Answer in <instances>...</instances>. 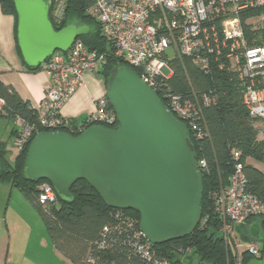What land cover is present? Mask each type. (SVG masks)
Here are the masks:
<instances>
[{
  "label": "built area",
  "instance_id": "2783aa9c",
  "mask_svg": "<svg viewBox=\"0 0 264 264\" xmlns=\"http://www.w3.org/2000/svg\"><path fill=\"white\" fill-rule=\"evenodd\" d=\"M51 7L52 21L61 25L64 4L58 2ZM91 12L102 36L111 44L113 55L123 60L157 98L159 95L162 104L195 139L204 137L203 109L216 105L217 94L214 90L201 96L192 90L187 95L172 91L168 81L174 74V62L185 69L183 61H190L207 77L215 72L235 76L248 117L264 123V45H250L241 24V16L247 13L255 14L247 20L264 22V0H93ZM169 49L174 52L173 58L167 55ZM105 63L104 55L89 51L77 40L66 53H53L42 66L49 82L37 111L36 124H27L20 118L12 122L18 128L14 140L16 150H22L38 129L58 131L63 124L62 106L76 93L84 77L98 73ZM107 105L104 97L98 99L96 110L87 122L103 126L116 121ZM2 106L0 99V111ZM231 158L229 183L213 194L214 213L221 219V233L235 254L231 264H245V255L250 260L261 259V245L250 241L240 246L233 231L250 217L264 215V200L247 191L240 152L232 151ZM198 165L201 170L206 168L203 159ZM55 201L51 185L40 184L38 204L46 206ZM127 222L133 225L132 221ZM205 222L206 218L201 224ZM141 239L145 238L138 231L131 244L135 254L147 264H170L156 258L151 244ZM239 246L242 254L238 253Z\"/></svg>",
  "mask_w": 264,
  "mask_h": 264
},
{
  "label": "trees",
  "instance_id": "16d2710c",
  "mask_svg": "<svg viewBox=\"0 0 264 264\" xmlns=\"http://www.w3.org/2000/svg\"><path fill=\"white\" fill-rule=\"evenodd\" d=\"M58 2L64 4L61 25H56L51 19V6ZM48 4L49 20L55 30L59 31L70 24L87 26L90 29L87 35L79 37L77 41L89 51L105 56L106 63L98 71V78L106 89L111 72L116 67L126 64L113 55L111 44L102 36L100 26L91 12L93 0H52ZM0 6L3 14L14 18L16 53L22 62L16 40L17 23L13 2L0 0ZM254 15L247 13L241 16L245 38L250 45H264V30L260 32L252 30L246 23L247 19ZM22 65L28 72L37 71L43 66L31 69L23 62ZM183 65L185 69L178 62L172 64L174 74L168 81L172 91L187 95L192 90L196 95L201 96L214 90L217 94L216 105L203 109L204 137L197 140L188 131L189 143L197 161L203 159L206 163V168L203 170L197 165L201 182L200 222L188 237L162 245H151V249L156 254V258L167 260L170 264H231L235 254L226 244L221 233L222 221L214 213L213 194L228 185L233 165L231 153L236 150L241 154L247 191L264 200V174L251 164V161L264 164V140L257 139L259 130L255 124L259 121L248 117L235 76L215 72L211 77H207L192 66L190 61L184 60ZM104 98L106 99V95ZM0 99L3 101L0 117L7 118L10 122L20 118L27 124H36L37 111L30 102L22 100L12 87L1 81ZM158 99L161 100L159 95ZM162 103L164 104L163 101ZM107 110H112L109 104ZM88 117L82 120L62 118L63 124L58 131L78 136L87 128L94 126L87 122ZM103 126L112 130L118 128L116 121ZM47 132L38 129L29 143L18 151L14 165L8 163L6 145L0 142V184L18 189L30 200L44 224L52 245L71 264H89L88 260H92L93 264H147L134 253L131 246L135 233L139 231L138 214L134 211L109 208L85 182L79 181L71 187L70 202H63L56 196V201L53 203L46 206L38 204L39 187L44 181L37 183L25 181L22 178V169L28 147L34 137L38 133ZM204 218L206 222L202 225ZM128 220L132 221L133 225H129ZM251 224H256L259 228V236L256 240L251 239L248 233ZM104 229H107V232ZM240 230L243 233L238 235ZM233 232L234 237L239 238L243 243L259 242L262 258L264 215L250 217L244 225L236 226ZM102 243L103 246L100 247ZM249 260L250 258L245 255L244 263L247 264Z\"/></svg>",
  "mask_w": 264,
  "mask_h": 264
},
{
  "label": "water",
  "instance_id": "95a60500",
  "mask_svg": "<svg viewBox=\"0 0 264 264\" xmlns=\"http://www.w3.org/2000/svg\"><path fill=\"white\" fill-rule=\"evenodd\" d=\"M12 2L17 46L27 68H39L55 52L66 53L90 31L74 24L55 30L44 0ZM105 95L118 128L94 125L78 136L37 134L22 178L49 183L63 202L72 200L75 183L85 182L109 208L136 212L139 231L151 245L188 237L200 222L201 182L187 128L127 66L111 72ZM248 233L258 239V226L249 225ZM247 264H264V252Z\"/></svg>",
  "mask_w": 264,
  "mask_h": 264
},
{
  "label": "crops",
  "instance_id": "0c3cea01",
  "mask_svg": "<svg viewBox=\"0 0 264 264\" xmlns=\"http://www.w3.org/2000/svg\"><path fill=\"white\" fill-rule=\"evenodd\" d=\"M14 25V18L3 14L0 6V81L12 87L22 100L30 102L33 109L38 111L42 105L49 78L43 68L28 72L22 65L16 53ZM105 94L106 89L98 78V73L87 74L76 93L62 106L60 114L65 120H82L94 114L97 100L104 97ZM0 118L7 123V128L10 130L9 141L14 145L18 128L7 118ZM6 141L0 139V142L5 143ZM256 163L251 161L255 168H257ZM4 186L9 189V195L12 196L13 188L7 184ZM4 238L5 236L0 234V264L7 263ZM48 254L49 261L55 260L58 264H71L56 250H50ZM12 258L13 256H11V260Z\"/></svg>",
  "mask_w": 264,
  "mask_h": 264
},
{
  "label": "rangeland",
  "instance_id": "374dc122",
  "mask_svg": "<svg viewBox=\"0 0 264 264\" xmlns=\"http://www.w3.org/2000/svg\"><path fill=\"white\" fill-rule=\"evenodd\" d=\"M44 1L49 3L52 0ZM246 23L252 30L258 32L264 30V22L258 19H249ZM167 55L169 58L174 57L172 49L167 51ZM255 127L259 130L257 139L264 140V124L256 122ZM9 136L10 130L7 128V123L0 118V139L8 141L5 142L7 161L10 165H14L19 152L9 141ZM256 167L264 174V164L256 163ZM4 185L0 184V234L5 236L6 264H58L55 260L49 261L48 251L56 249L30 200L16 188H13L14 193L10 196L9 189ZM242 230L238 232V235L243 233ZM236 243L240 246L243 244L239 238L236 239ZM240 246L238 253L242 254L243 250ZM11 256H13L12 260Z\"/></svg>",
  "mask_w": 264,
  "mask_h": 264
}]
</instances>
